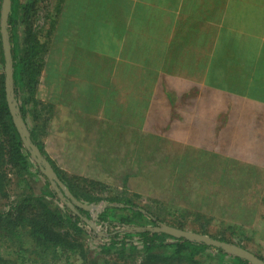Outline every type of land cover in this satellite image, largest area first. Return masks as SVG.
I'll use <instances>...</instances> for the list:
<instances>
[{"label": "crops", "instance_id": "obj_1", "mask_svg": "<svg viewBox=\"0 0 264 264\" xmlns=\"http://www.w3.org/2000/svg\"><path fill=\"white\" fill-rule=\"evenodd\" d=\"M55 8L25 123L61 174L129 193L164 166L263 182L264 0Z\"/></svg>", "mask_w": 264, "mask_h": 264}, {"label": "trees", "instance_id": "obj_2", "mask_svg": "<svg viewBox=\"0 0 264 264\" xmlns=\"http://www.w3.org/2000/svg\"><path fill=\"white\" fill-rule=\"evenodd\" d=\"M39 1L25 0L20 3V0H11L6 28L13 70L14 96L25 122L26 106L31 102L29 100L31 96L34 95L41 74L44 53L48 47V41L43 44L33 29L32 20ZM18 12L23 14L25 25L21 41L17 33ZM0 46L1 63L5 64L2 41ZM30 138L64 183V177L67 176L56 169L43 146L32 133H30ZM30 158L13 123L6 98L5 73L3 72L0 75V200L8 199L6 189L11 181L9 179L11 172L17 174L15 176L17 183L28 186L27 175H31L32 168ZM40 174L46 181V187L43 189L45 192L38 196L25 195L6 212L0 211V264H59V262L72 264L71 260L75 256H82L80 264H92L93 261L85 259L83 246L78 241V237L85 232L98 238L110 239L112 237L109 245L101 247L105 253L115 251L120 252L121 255L125 252L133 255L140 251L141 264H202L201 260L205 262L215 260L217 264H251L203 242L174 238L149 230L160 220L148 210L138 207L129 200L119 202L124 204L121 207L109 206L100 219L124 231L116 232L113 236L111 234L104 237L97 236L85 222L84 217L87 212L83 208L76 207V213H73L67 207L63 212L49 206L47 198L60 200L46 177ZM83 181L90 186L100 185L91 181ZM68 188L70 190L69 186ZM93 202L98 203L100 200L88 198L87 203ZM107 202L113 204L114 201L108 200ZM233 205L231 202L229 207ZM209 237L220 242L235 244L228 238ZM5 256L9 258L6 259Z\"/></svg>", "mask_w": 264, "mask_h": 264}, {"label": "rangeland", "instance_id": "obj_3", "mask_svg": "<svg viewBox=\"0 0 264 264\" xmlns=\"http://www.w3.org/2000/svg\"><path fill=\"white\" fill-rule=\"evenodd\" d=\"M23 2L25 0H20V3ZM56 3L58 0H40L35 8L36 14L32 20L33 29L43 44L49 41L55 24ZM1 5L2 0H0V13ZM18 16L17 33L21 41L25 25L23 24V14L18 12ZM3 72L4 64L1 63L0 46V75ZM30 161L32 176L27 175L28 186L17 183L15 178L17 174L11 172L9 177L11 181L6 189L8 199L0 200V211L6 212L9 207L25 195L38 196L45 192L43 189L46 187V181L31 158ZM164 167L161 169L153 168V170L143 168L142 172L146 173V177L137 176L129 179L128 190L131 193L123 190L118 191L117 188L101 184L90 186L83 180L68 176L64 177V183L60 181L76 201L87 206V209H84L87 212L84 219L88 220V227L97 236L104 237L110 236V234L113 236L116 232L124 231L119 230L118 227H112L100 219L109 206L121 207L124 204L119 202L129 200L158 218L160 221L155 226L164 224L202 236L228 238L235 243L234 245L239 244L242 246L241 248L253 253L262 261L264 260V170L257 169L259 177L253 179L258 181L262 179V183H248L249 178L237 176L230 178V174L221 173L222 169H212L213 174L202 176L200 179L196 176L194 178L190 174L182 176L178 172H174L177 169ZM237 169L239 168L235 170ZM88 198L100 200V202L87 203ZM47 199L52 209L56 208L64 212V208L67 207L55 198L49 197ZM108 200L114 201L113 204H108ZM231 202L234 205L230 208ZM73 208L75 209V207ZM69 210L74 213L72 209ZM110 239L98 238L86 232L78 237V241L84 249L85 259L93 261L92 264L142 263L140 251L133 255L128 252L123 255L115 251L103 252L101 247L109 245ZM5 257L6 259L9 258V256ZM82 259V256H75L71 263L80 264ZM201 261L202 264H217L215 260ZM63 263L59 262V264Z\"/></svg>", "mask_w": 264, "mask_h": 264}, {"label": "water", "instance_id": "obj_4", "mask_svg": "<svg viewBox=\"0 0 264 264\" xmlns=\"http://www.w3.org/2000/svg\"><path fill=\"white\" fill-rule=\"evenodd\" d=\"M10 9H11V0H2L1 13H0V35H1L2 46L5 52L4 53L5 54V64H4L5 91H6L7 103L13 119V123L17 132L19 133V136L22 140L24 147L29 152L31 159L39 168L40 172L49 181L51 188L57 194L59 200L63 202L69 209H72L76 213V209H74L73 207L75 208L81 207L83 209H87V206L81 205L69 193V191L64 187V185L58 178L51 164L42 156L39 148L32 142L30 138L29 130L26 126L25 121L21 116L17 100L15 99L14 96L13 70L10 59L9 45L7 39V29H6ZM84 220L89 225L88 220L87 219ZM149 230L164 233L174 238H184L188 241L203 242L207 245L220 248L228 254L242 258L250 262L251 264H264V262L261 259H259L253 253L247 251L246 249H243L236 245L213 240L212 238L207 236H202L189 231L176 229L164 224H160L159 226H155V227H150Z\"/></svg>", "mask_w": 264, "mask_h": 264}]
</instances>
